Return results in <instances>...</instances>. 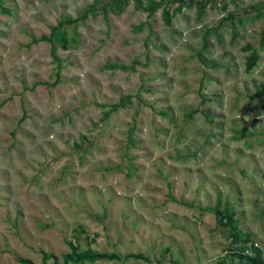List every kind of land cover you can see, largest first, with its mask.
<instances>
[{
    "label": "rangeland",
    "instance_id": "1",
    "mask_svg": "<svg viewBox=\"0 0 264 264\" xmlns=\"http://www.w3.org/2000/svg\"><path fill=\"white\" fill-rule=\"evenodd\" d=\"M263 29L264 0H0V264L264 258Z\"/></svg>",
    "mask_w": 264,
    "mask_h": 264
},
{
    "label": "trees",
    "instance_id": "2",
    "mask_svg": "<svg viewBox=\"0 0 264 264\" xmlns=\"http://www.w3.org/2000/svg\"><path fill=\"white\" fill-rule=\"evenodd\" d=\"M160 4H161V2H159V1L154 2V5L156 7L159 6ZM144 9L146 11H148V7L144 8ZM164 17H165V24L168 25L169 21H170V19L168 18V14L165 13ZM61 25H62V23H59V26H61ZM55 30H56V28H53V31H55ZM262 34H264V29L262 31ZM46 39L49 40L50 43H52L51 44V54H52L53 59L57 63L56 76H58L59 68L61 67V64H60L59 57L55 53L56 46L53 43L55 41L54 34L47 37ZM245 48L250 49V50L252 49L250 45H247ZM257 59H258L257 52L252 49L251 53L246 57L245 70L249 71L255 65ZM256 92L258 95H263L264 94V85H261V87L257 88ZM111 108H112L111 110H115L117 108V105H113ZM230 234H231V239H233L234 241H237V234L235 232H230ZM252 246L255 247V245H252ZM254 247H252V249H251L252 255L245 256L242 254H237V255H239L238 257L242 260L241 264H264V258L262 257L261 249L255 247L256 249L253 250ZM49 257H53V255L43 254V261H45ZM123 258L124 259L143 260L146 262L148 260V258L146 256H144L140 253H127L123 256ZM120 259H122V258H120V256L115 254V253H107V252H102V251L99 252V251H94L90 248H87L83 251H78L77 248L72 245L71 251L62 256V263L61 264H69V263L82 264L83 262H86V261L94 262L96 260H120ZM54 264H58V263L54 262Z\"/></svg>",
    "mask_w": 264,
    "mask_h": 264
},
{
    "label": "built area",
    "instance_id": "3",
    "mask_svg": "<svg viewBox=\"0 0 264 264\" xmlns=\"http://www.w3.org/2000/svg\"><path fill=\"white\" fill-rule=\"evenodd\" d=\"M250 252H252L250 248H248V249L245 250V253H246L247 255H248V254L251 255Z\"/></svg>",
    "mask_w": 264,
    "mask_h": 264
},
{
    "label": "crops",
    "instance_id": "4",
    "mask_svg": "<svg viewBox=\"0 0 264 264\" xmlns=\"http://www.w3.org/2000/svg\"><path fill=\"white\" fill-rule=\"evenodd\" d=\"M204 259H206V260L209 259L208 254L205 255V258ZM209 262L211 263V261H209Z\"/></svg>",
    "mask_w": 264,
    "mask_h": 264
}]
</instances>
